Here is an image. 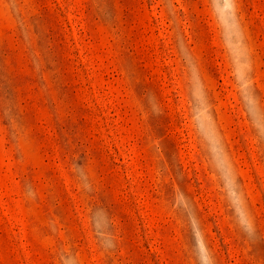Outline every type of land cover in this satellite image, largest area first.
I'll list each match as a JSON object with an SVG mask.
<instances>
[{
	"label": "rangeland",
	"instance_id": "rangeland-1",
	"mask_svg": "<svg viewBox=\"0 0 264 264\" xmlns=\"http://www.w3.org/2000/svg\"><path fill=\"white\" fill-rule=\"evenodd\" d=\"M0 264H264V0H0Z\"/></svg>",
	"mask_w": 264,
	"mask_h": 264
}]
</instances>
